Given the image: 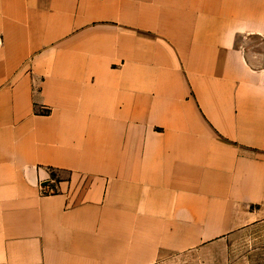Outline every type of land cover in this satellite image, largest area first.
I'll return each instance as SVG.
<instances>
[{"label": "crops", "instance_id": "crops-1", "mask_svg": "<svg viewBox=\"0 0 264 264\" xmlns=\"http://www.w3.org/2000/svg\"><path fill=\"white\" fill-rule=\"evenodd\" d=\"M253 232L238 264H264V0H0V264Z\"/></svg>", "mask_w": 264, "mask_h": 264}, {"label": "rangeland", "instance_id": "rangeland-1", "mask_svg": "<svg viewBox=\"0 0 264 264\" xmlns=\"http://www.w3.org/2000/svg\"><path fill=\"white\" fill-rule=\"evenodd\" d=\"M243 237L236 235L235 240L231 243L230 250H228V246L224 247L221 241L216 243L208 242L202 244L198 249L168 259L166 264H238L243 259L242 255L244 256L248 253L252 254L260 247L258 246V248L255 249V232H253L250 238L247 237V239L250 240L248 247L246 248V245L243 243L242 249H239V241L245 240ZM250 259V261L257 263L264 261V257H261L260 253L256 258L252 256Z\"/></svg>", "mask_w": 264, "mask_h": 264}]
</instances>
